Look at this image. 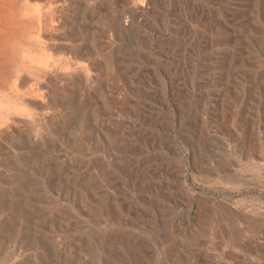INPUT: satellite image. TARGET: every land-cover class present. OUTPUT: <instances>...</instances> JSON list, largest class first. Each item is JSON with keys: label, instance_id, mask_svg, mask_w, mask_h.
<instances>
[{"label": "rangeland", "instance_id": "1", "mask_svg": "<svg viewBox=\"0 0 264 264\" xmlns=\"http://www.w3.org/2000/svg\"><path fill=\"white\" fill-rule=\"evenodd\" d=\"M9 3L0 264H264V0Z\"/></svg>", "mask_w": 264, "mask_h": 264}, {"label": "bare ground", "instance_id": "2", "mask_svg": "<svg viewBox=\"0 0 264 264\" xmlns=\"http://www.w3.org/2000/svg\"><path fill=\"white\" fill-rule=\"evenodd\" d=\"M11 3H9V0H0V24H3V20L4 19H12L13 18V13H12V10H11ZM17 10V9H16ZM22 18V17H21ZM35 19V18H34ZM38 23V26H39V32H41V28H42V18L40 16H37L36 19H35ZM34 20V21H35ZM33 21V20H32ZM6 22V21H5ZM31 23V22H30ZM33 23V22H32ZM7 25V24H6ZM29 25V24H28ZM2 26H0V35H6L7 36V43L9 44H12L13 43V47L15 48L14 50V53L16 52L17 55H19L21 57V60L19 62V67H26V64L28 65L29 63L30 64H33L34 66H37L32 68L34 71H40L41 67L43 66H47L49 61H50V58L48 56H44V55H40V54H36V53H33L31 52L30 50H28V48H26L25 45H29L31 46V44L33 42H28L26 41V39L30 40L34 37L33 34H29V36L27 38H25V42L24 43H17V40H16V37L14 36V33L13 31L11 32H7L5 29H2L1 28ZM25 27V26H24ZM31 27V30H32V27L33 25L31 24L30 25ZM16 28V27H15ZM8 29V27H7ZM11 29V28H9ZM13 29V28H12ZM17 29V28H16ZM18 30V29H17ZM43 31V30H42ZM33 33V32H32ZM42 33V32H41ZM18 35V34H17ZM42 35L43 34H38V39L42 40ZM41 37V38H40ZM2 44V43H1ZM33 44H36V43H33ZM39 44V47L37 46H32L31 48H35L36 51H41L43 52L45 49L44 47L41 45V42L38 43ZM5 46V45H4ZM28 46V47H29ZM2 48V47H1ZM4 51V50H3ZM53 61V60H52ZM57 62V61H56ZM15 84V83H14ZM14 84H10L9 85V88H10V92L16 96L18 94V89L16 86H14ZM36 86L39 84H35ZM37 88V87H36ZM40 89V88H39ZM33 90H37V89H33ZM35 92V91H33ZM5 93V92H4ZM32 93V92H31ZM12 98V97H11ZM21 110V109H20ZM18 109L14 108L13 104H12V101L11 99L9 98L8 94L5 95L3 93L0 94V125L1 124H4V123H8V120L11 118V114L14 113V112H17ZM15 114V113H14ZM13 115V114H12ZM4 124V125H7Z\"/></svg>", "mask_w": 264, "mask_h": 264}]
</instances>
